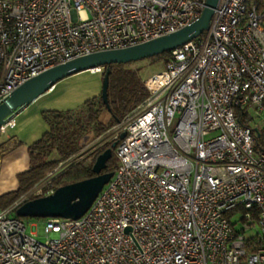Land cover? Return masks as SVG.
I'll return each instance as SVG.
<instances>
[{"label":"built area","instance_id":"built-area-1","mask_svg":"<svg viewBox=\"0 0 264 264\" xmlns=\"http://www.w3.org/2000/svg\"><path fill=\"white\" fill-rule=\"evenodd\" d=\"M205 1L0 0V103L57 64L175 32ZM143 84L146 98L96 138L118 140V165L90 207L44 218V240L13 215L54 191L60 163L0 208V264H264V153L235 114L264 111V0H218L208 29Z\"/></svg>","mask_w":264,"mask_h":264},{"label":"trees","instance_id":"trees-1","mask_svg":"<svg viewBox=\"0 0 264 264\" xmlns=\"http://www.w3.org/2000/svg\"><path fill=\"white\" fill-rule=\"evenodd\" d=\"M168 55L169 52L151 58L162 61L165 64ZM132 63L134 62L110 64L103 67L100 73L101 77H103L106 68L110 70L107 87V106L102 101L101 95L98 94L87 98L74 108L52 109L42 112V117L48 125V129L29 145V167L27 170L17 174L19 184L17 190L0 196L8 199L13 197L2 207H9L20 194L41 181L58 162L69 157L75 156L77 160L53 179L52 186L54 189L95 175L92 171V166L97 155L110 147L114 140L105 142L84 158L80 154L82 149L81 141L88 133H93L94 137L104 134L108 128L121 121L124 115L132 111L148 95L138 71L130 67ZM103 111L109 113L108 122H102L100 119ZM235 114L241 124L250 126L249 115L245 108H237ZM254 128H252V133L255 149L257 152L264 153V129L256 127L258 130L256 133ZM4 144L5 141H3L0 132V152ZM115 149L116 147L112 149V155L107 160L106 168L102 172H114L117 168L118 162ZM52 153H56L57 158H52Z\"/></svg>","mask_w":264,"mask_h":264},{"label":"water","instance_id":"water-1","mask_svg":"<svg viewBox=\"0 0 264 264\" xmlns=\"http://www.w3.org/2000/svg\"><path fill=\"white\" fill-rule=\"evenodd\" d=\"M217 2L218 0H206L200 17L175 32L136 45L96 51L76 57L29 78L0 103V127L6 119L14 116L22 107L52 89L57 82L64 78L82 71H89L95 67L134 62L168 53L193 40L208 29ZM109 72L110 70L106 68L101 79L100 95L106 106ZM254 130L257 133L256 127ZM124 135V132L120 133L118 139H122ZM117 143L118 140H115L110 147L97 155L92 166L94 176L59 186L52 193L27 200L15 209V215L18 217L68 219H77L82 216L104 184L113 175V171L102 172V170L106 168L107 160L111 157L112 149L117 146Z\"/></svg>","mask_w":264,"mask_h":264},{"label":"crops","instance_id":"crops-1","mask_svg":"<svg viewBox=\"0 0 264 264\" xmlns=\"http://www.w3.org/2000/svg\"><path fill=\"white\" fill-rule=\"evenodd\" d=\"M101 79L100 73L90 71L76 73L57 82L52 89L16 113L14 126L1 134L5 144L0 152V194L16 187L17 174L28 169L30 164L28 147L48 129L42 112L74 108L87 98L97 96L101 91ZM83 82L89 84L82 85ZM103 112L100 116L102 122L105 119L109 120V113ZM9 141L14 142L10 148L7 146Z\"/></svg>","mask_w":264,"mask_h":264},{"label":"rangeland","instance_id":"rangeland-1","mask_svg":"<svg viewBox=\"0 0 264 264\" xmlns=\"http://www.w3.org/2000/svg\"><path fill=\"white\" fill-rule=\"evenodd\" d=\"M130 67L136 69L138 71L139 77L144 81V80L148 79L154 73H157V72L163 70L165 68V64L162 61L154 60L153 58H146V59L134 61V63H132L130 65ZM87 84H89V82H83L82 85H87ZM244 108H245V110H247V112L249 114V125L252 128L258 127L259 129H264V111H260L255 106H246ZM104 117H103V119H104ZM104 122H108V120L105 119ZM112 127L113 126H111L110 128H112ZM99 136L94 137L93 133H88L85 136V138L81 141V147H83V152H82L83 158L90 155L96 148L99 147L100 144L97 142L98 140H96V138ZM51 157L57 158V154L52 153ZM74 157L75 156H72V157H69L68 159H65L63 161L58 162L55 167H57L61 163V165L63 164L64 166H66V168L63 170V171H65L72 163H75V161L77 160V158L74 159ZM116 158H117V156H116ZM117 162H118V158H117ZM18 186H19V184L17 182L16 187H14V188H12V189L8 190L7 192H4V193L8 194L11 192H15L17 190ZM27 191L20 194L17 199H19ZM4 193H2V194H4ZM2 194H0V196ZM11 198H13V197H11ZM11 198L8 199V198L0 197V208H5L2 206L4 204H6L7 201L10 200ZM241 214L242 213L239 212V213H237V215L235 217V220L238 221L236 224L237 229H240V227L242 225V221L240 222V220H239V217L241 216ZM13 215H15V213H13ZM19 218H21V220L25 223L27 233H30L33 230V228L31 226L33 224H36L37 228L35 230H33L36 233L35 237L39 240L45 239L44 236L39 234V229H38L39 224L43 223L44 218H36V217H19Z\"/></svg>","mask_w":264,"mask_h":264}]
</instances>
